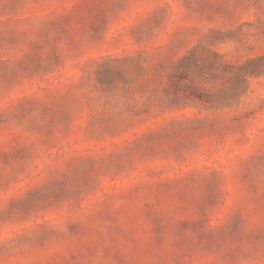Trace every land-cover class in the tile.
<instances>
[{
	"label": "rangeland",
	"instance_id": "obj_1",
	"mask_svg": "<svg viewBox=\"0 0 264 264\" xmlns=\"http://www.w3.org/2000/svg\"><path fill=\"white\" fill-rule=\"evenodd\" d=\"M0 264H264V0H0Z\"/></svg>",
	"mask_w": 264,
	"mask_h": 264
}]
</instances>
